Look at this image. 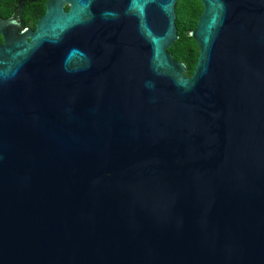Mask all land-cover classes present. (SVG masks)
<instances>
[{
    "label": "water",
    "instance_id": "95a60500",
    "mask_svg": "<svg viewBox=\"0 0 264 264\" xmlns=\"http://www.w3.org/2000/svg\"><path fill=\"white\" fill-rule=\"evenodd\" d=\"M177 2L0 16V264H264V0H201L192 75Z\"/></svg>",
    "mask_w": 264,
    "mask_h": 264
},
{
    "label": "trees",
    "instance_id": "16d2710c",
    "mask_svg": "<svg viewBox=\"0 0 264 264\" xmlns=\"http://www.w3.org/2000/svg\"><path fill=\"white\" fill-rule=\"evenodd\" d=\"M5 4H9V0H0V7ZM32 7L28 12V19L31 25H35L39 17L45 12V0L38 1ZM203 8L201 0H178L176 4V24L179 37L169 48V52L173 54L176 60L186 64L187 75H192L200 54L199 45L189 35V32L196 27ZM11 13L12 8L9 11L0 9V14L3 17L9 16Z\"/></svg>",
    "mask_w": 264,
    "mask_h": 264
},
{
    "label": "flooded vegetation",
    "instance_id": "af4514ba",
    "mask_svg": "<svg viewBox=\"0 0 264 264\" xmlns=\"http://www.w3.org/2000/svg\"><path fill=\"white\" fill-rule=\"evenodd\" d=\"M38 1H40V0H9V4H5L4 6H1L0 9H2V11H9L10 8H12V13L7 17H3L1 14H0V16L3 18H9V17L13 16L14 18L17 19L18 22H20V24L22 26L21 29H23V27H28V28L34 30L37 26V22L39 19L37 20L35 25H31L29 23V19H28V15H29L28 12L33 8L32 6L35 3H37ZM47 1L48 0H45V7H46ZM65 9L66 10L69 9V4L65 5ZM113 10L115 11L116 9L113 8ZM45 11H46V9H45ZM44 13L41 16H43ZM0 42L1 43L5 42V39L1 34H0Z\"/></svg>",
    "mask_w": 264,
    "mask_h": 264
}]
</instances>
